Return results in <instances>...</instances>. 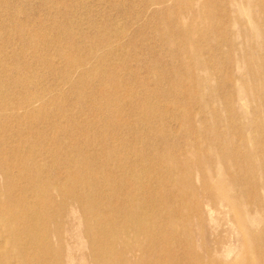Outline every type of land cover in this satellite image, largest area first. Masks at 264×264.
Masks as SVG:
<instances>
[{
    "label": "rangeland",
    "instance_id": "rangeland-1",
    "mask_svg": "<svg viewBox=\"0 0 264 264\" xmlns=\"http://www.w3.org/2000/svg\"><path fill=\"white\" fill-rule=\"evenodd\" d=\"M199 1L191 3L199 5ZM185 4L176 0H0V156L9 159L19 151L28 167L9 166L13 192L20 197L13 202L14 217L27 210V205L41 202V189L50 188L54 196L47 213H56L64 199L82 221L77 202L56 194L52 182L63 183L65 192L84 187V182L96 191L116 168L115 157L123 173L134 169L138 155H143L149 161L143 181L149 186L154 178L152 184H161L169 167L164 149L182 158L187 153L183 150L186 143L203 149L199 150L202 157L209 150L214 153L219 148L228 151L240 146L242 152H250L243 156L248 168L245 174L252 173L260 184L263 182L264 137L256 139L257 124L252 121L257 106L248 95L249 89L230 76V71L240 75L246 67L240 63L229 71L225 66L228 46L222 44L218 49L219 41H210L201 33L193 37L198 40L199 60L212 61L213 66L198 68L197 63L196 67L193 51L180 50L173 32ZM213 5L218 14H224L220 0H213ZM251 17L252 12L245 20ZM180 25L188 30L192 20L183 18ZM99 80L106 84L97 92V100L81 99L80 92L92 94ZM101 116L112 117L117 140L95 133ZM258 118L264 123V110ZM244 124L248 128L253 124L254 129H247L243 141L239 132ZM208 139L209 145H205L203 140ZM256 143L262 146L251 148ZM113 151L116 156H112ZM237 151H232L233 156ZM240 169L231 165L229 172L238 175ZM76 174L79 179L73 184L71 178ZM123 180L119 178L125 191L137 189L135 179ZM5 181L0 171L2 201L7 199L1 190ZM235 188L238 190V185ZM257 188L264 200V189ZM255 205L253 213H264V208ZM174 213L176 219H189L192 227H198L202 219L200 225L214 227V231L227 229L228 238L214 253L225 255L233 235L230 224L222 225L231 213L229 206L209 202L199 192L188 210ZM56 225L57 221H51L49 226ZM56 240L53 237L51 242L56 245ZM82 242L80 252L87 255L88 243L85 238ZM196 246L202 251L199 241ZM0 248L1 254L5 253L0 256L3 264L10 254V243L1 221ZM236 255L234 249L230 257Z\"/></svg>",
    "mask_w": 264,
    "mask_h": 264
},
{
    "label": "bare ground",
    "instance_id": "bare-ground-1",
    "mask_svg": "<svg viewBox=\"0 0 264 264\" xmlns=\"http://www.w3.org/2000/svg\"><path fill=\"white\" fill-rule=\"evenodd\" d=\"M176 1L186 3L185 10L182 9L176 19L179 26L173 30L178 41L176 43L184 52L193 51L196 67L197 63L198 68L213 66L212 61L199 60L198 40L193 38L198 33L206 35L210 41H219L216 43L218 49L222 44L228 46L230 54L225 66L229 71L240 63L246 67L242 74L248 75L247 77L233 71H230V76L249 89L248 95L257 106L252 119L257 124L256 139H262L264 123L259 122L258 117L264 110V0H220V6H224V14L215 11L213 0H200L199 5L191 3V0ZM250 12L251 19L245 20ZM183 18L192 20V26L188 30H183L180 25ZM105 84L99 80L92 94L82 91L80 98L97 100V92ZM195 90L197 92L196 88ZM191 92L193 97V90ZM190 107L192 110V106ZM99 119L98 125L94 126L95 133L103 138L117 140L112 117L101 116ZM250 128L254 129V125L250 124L248 128L244 124L240 127L242 140ZM208 142L209 139L203 140L205 145H209ZM103 145L108 149L107 143L104 142ZM198 145H202V142ZM252 145L251 148L256 149L262 146L260 143H256L255 147ZM239 147L228 148V151L227 148H219L214 153L209 150V154L202 157L199 150L203 149L186 143L183 150H187V153L182 158L164 149L169 167L162 175L161 184H152L154 178H151L149 186L147 180L143 181L147 177L149 164L143 155H138L134 169L123 173H120L117 166L120 163L115 157L113 163L116 168L111 171L107 182L96 191L89 188L90 183L84 182V187H75L65 192L63 183L52 182L56 194L62 195V198L68 196L77 202L82 221L78 219L79 213L68 208L64 199H61L60 209H56V213L51 210L47 213L46 209L53 204L54 196L50 188L44 192L41 189V202L27 205V210L14 217L13 202L20 197L17 192H13L14 177L9 166L18 165L22 170L28 167L19 151H14L9 159L0 156V171L6 177L1 190L7 198L5 201L0 198V221L8 230L10 243V254L3 264H264V219H261L264 213H253L254 204L255 207L264 208V200L257 188L260 186L264 189V180L260 184L252 173L245 174L248 168L243 156L250 152H242ZM234 149L238 151L233 156ZM116 155L117 152L113 151L112 156ZM231 165L241 168L238 175L229 172ZM72 172L76 173V169ZM127 177L135 179L136 190L127 188V192L122 187L125 184H120L119 178L125 180ZM78 179L79 175L76 174L71 181L74 184ZM198 179L201 185L198 184ZM199 192L209 202L231 208L228 218L222 221V225L228 223L233 230V235L229 238L231 243L225 247L223 256L218 257L214 253L228 238L227 229L214 231V227L200 225L202 219L198 221V227H192L189 219L175 218L174 212L188 210L189 203ZM171 199L174 201L171 202ZM51 221H57L53 228L49 226ZM258 221L261 222L259 226L255 224ZM53 237H57L56 245L51 242ZM83 238L88 243L87 255L80 252ZM196 241H199L202 251L197 248ZM66 247L69 248L67 257ZM234 249H237V255L230 257ZM1 251L0 248V256L5 255Z\"/></svg>",
    "mask_w": 264,
    "mask_h": 264
}]
</instances>
